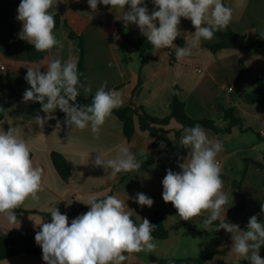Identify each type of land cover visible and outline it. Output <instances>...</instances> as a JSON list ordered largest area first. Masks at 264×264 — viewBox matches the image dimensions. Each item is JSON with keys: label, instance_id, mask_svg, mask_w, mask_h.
<instances>
[{"label": "crops", "instance_id": "crops-1", "mask_svg": "<svg viewBox=\"0 0 264 264\" xmlns=\"http://www.w3.org/2000/svg\"><path fill=\"white\" fill-rule=\"evenodd\" d=\"M21 0H0V110H4L0 120V131L9 127L19 131L20 137L30 146V158L34 165L44 170L40 200L27 199L15 210H25L16 224H11L0 214V235L7 234L17 241L18 254L0 261V264H45L42 249L35 242L36 224L50 223L53 207L66 214L71 220L89 211V195L98 199L112 195L124 201L125 208L132 212L131 219L136 225L155 212L161 213L169 235L166 239H154L153 252L124 253L128 259L123 264H163L170 259H199L210 257L203 264H250V261L231 251L232 234L223 231L204 230L203 220L208 212L189 221L180 219L171 202L162 198V180L167 170L182 171L189 149L180 143L184 135L181 124L175 120L164 128L165 132L152 137L142 132L138 125L131 139H127L123 124L115 116L108 117L101 127L99 139L94 138L90 125L84 130L69 128L63 122L65 114L56 109L53 115L60 121L49 120L40 129L35 116H44L39 102H24L23 95L30 85L25 80L27 67H41L53 59L66 62L69 58L80 59L79 43L84 45V64L82 83L90 84L92 92L82 98L86 103L96 90L107 81L106 90L121 92L123 106L131 104L135 110H143L154 118H167L171 114L170 104L177 98L185 106L187 115L193 120H208L224 128L227 123L223 117L231 111L239 124L230 132L216 133L205 129L212 140H219L223 150L216 159L221 162L223 191L229 195L225 205L226 222L234 220L241 231L247 230L249 219L256 215L258 222L264 224V170L255 163L264 162V104H248L247 94L254 93L264 86V46L245 48L256 41H264V0H222L232 10V19L227 28L241 36L240 45L244 48L227 47L215 52L211 46L221 39L214 33L212 40H202L199 48L192 49V55L177 61L175 47L156 49L153 46L144 55L125 42L146 39L137 25L125 24L119 19L124 9H113L99 4L93 12L87 0H53L50 14L59 17L54 35L62 46L54 47L47 56L38 62L29 56L32 45L20 37L22 22L17 19V9ZM149 14L154 8L152 0H145ZM143 6V5H142ZM157 26L158 21H157ZM179 28L182 35L173 42L176 47H187L195 28L191 21L181 18ZM70 33L76 37L71 38ZM112 41H109V40ZM121 73L123 75L121 76ZM140 82V84H139ZM9 86V88L7 87ZM229 88H233L229 91ZM134 116L133 113H130ZM179 132V135L176 134ZM163 141L165 147L161 148ZM153 144L155 147H153ZM126 145L135 154L137 161L145 163L153 152H157L154 163L129 174L121 172L113 178L103 166H95L97 153H104L105 159L114 158L117 146ZM61 154L71 171L67 182L55 169L51 154ZM239 160L241 168L234 162ZM137 193H144L153 199L151 208L135 202ZM242 196L244 201L241 207ZM129 197V198H128ZM223 215V213H222ZM30 218V219H29ZM20 221V224H19ZM36 223V224H35ZM219 223L215 221L212 229ZM186 225L195 227L188 228ZM26 234L37 247V255L26 253L30 243ZM264 245L259 255L264 259Z\"/></svg>", "mask_w": 264, "mask_h": 264}, {"label": "clouds", "instance_id": "clouds-1", "mask_svg": "<svg viewBox=\"0 0 264 264\" xmlns=\"http://www.w3.org/2000/svg\"><path fill=\"white\" fill-rule=\"evenodd\" d=\"M87 3L93 12L99 4L111 6L110 11L130 5L119 19L125 24L137 25L154 48L175 47L177 61L191 56L192 49L199 48L202 40H212L214 33L225 30L232 19V10L222 0H152L151 14L145 0H87ZM52 5L53 0H21L17 9V19L22 22L20 37L34 45L37 52H50L54 47L62 46L54 35L56 21L49 12ZM181 18L190 20L195 28L187 47H176L173 43L182 35ZM82 75L77 61L72 58L63 63L53 59L44 72L41 67H27L25 80L30 88L23 93V101L41 104L45 115L34 118L40 129L52 119H56V127H60L59 119L53 115L59 109L65 114L63 123L70 129L84 130L90 125L94 138L99 139L106 119L114 109L122 107L124 101L121 92L106 90L105 81L96 90L90 105L75 103L80 89L85 96L92 92L90 84L81 82ZM180 143L189 152L186 158H181L183 163H179L182 171L167 170L162 180L163 201L171 202L184 221L208 212L201 229H223L231 233L232 252L250 264H264L259 255V249L264 245V224L258 222L257 216L249 219L245 231L237 224L226 222L228 208L225 209V205L229 195L223 191L221 165L216 159L223 150L222 142L210 139L197 123L184 129ZM160 147H165L163 141ZM117 149L116 156L111 159H105L104 153H97L95 166H103L113 178L121 172H136L141 168L142 162L137 161L128 146L118 145ZM30 151L29 142L20 137L17 129L9 127L7 131H0V214L11 224L18 222L14 210L29 198L38 202V193L44 190V170L34 165ZM135 202L149 208L154 203L144 193H137ZM83 203L89 206V211L72 219L70 224L68 216L56 206L50 210V223H35L40 228L35 242L42 249L45 264H123L128 259L124 253L156 249L152 236L156 225L147 218L136 225L130 218L132 212L126 210L121 199L112 195L98 199L92 194ZM261 212L264 213V204H261ZM215 221L219 223L212 229Z\"/></svg>", "mask_w": 264, "mask_h": 264}, {"label": "trees", "instance_id": "trees-1", "mask_svg": "<svg viewBox=\"0 0 264 264\" xmlns=\"http://www.w3.org/2000/svg\"><path fill=\"white\" fill-rule=\"evenodd\" d=\"M56 21V27L59 24V17L54 16ZM55 27V28H56ZM220 39L221 42L219 44H216L214 46H211V50L213 52L227 47H237V48H244L240 45L239 41L241 39V36L238 34H235L232 30L228 29L225 33L216 32L215 33ZM71 38H75L76 36L73 33H70ZM80 43V59L78 62V71L80 73H83V64H84V45H83V39L79 37ZM124 40L126 43L137 49L141 55H144V53L152 47V45L147 41L146 39H141L137 42H132L128 38L124 37ZM109 41H112L111 39ZM264 46V41H256L250 44L249 46L245 48L250 47H259ZM244 48V49H245ZM48 52H37L35 51L34 45H31L29 47V56L32 61L38 62L43 60L47 56ZM81 82L83 80V75L80 77ZM140 84V82H139ZM9 88V86H7ZM81 93V89H80ZM20 95H23L21 93ZM93 97L90 98L89 103H86L85 100L82 98V95L78 96L77 101L75 103L81 104V105H90ZM245 101L248 104H254V103H262L264 104V86L261 85L258 87V89L251 94H247L245 97ZM170 110L171 114L167 118L159 119L154 118L144 112L143 110H135L132 106V104L129 107H120L118 109L113 110V115H115L123 124V131L126 136V138L129 140L132 138V136L135 133L136 127L138 125L139 129L142 132H148L152 137L157 136L160 133H164V128L170 123L171 120L177 121L179 124L182 125L183 128L192 127L195 126V124L199 123L204 129H210L216 133L219 132H230L231 128L235 125H238V119L235 118L232 115L231 111L225 112V115L223 117L224 121L227 123V125L224 128H221L217 126L214 122L208 121V120H193L191 119L186 111L185 106L182 102H180L177 98H173L171 104H170ZM4 110H0V120L3 117ZM130 113H133L131 115ZM177 135H179V132H176ZM153 147L155 145L153 144ZM157 156V152H153L148 160L141 165V168H144L148 165H151L154 163L155 158ZM51 159L53 162V165L55 169L57 170L59 176L63 179V181L67 182L71 176V171L69 169V166L65 160V158L56 152H53L51 154ZM259 168L264 170V162L263 163H255ZM128 172L127 174H129ZM244 201L242 196V202L241 207L239 209H243ZM15 214L17 216V221L21 218V215L23 213H29L25 210H14ZM60 211V210H59ZM62 214L63 212L60 211ZM44 217H51L50 213L43 214ZM151 224L156 225L155 229L152 232V236L155 239H166L169 235L167 229L164 226L163 223V217L161 213L155 212L151 214L147 218ZM229 223L235 224L234 220L227 221ZM188 228L195 229V227L186 225ZM223 229L220 230V236L223 237ZM26 237L30 243V246L28 247L26 253L28 255H37V247L33 243L32 239L29 237V235L26 234ZM264 250V248H263ZM18 254V248H17V241L11 237L10 235L3 234L0 235V261H3L5 259L11 258ZM210 257H204L199 259H182V260H176V259H170L167 261H161L163 264H203L207 260H209Z\"/></svg>", "mask_w": 264, "mask_h": 264}, {"label": "built area", "instance_id": "built-area-1", "mask_svg": "<svg viewBox=\"0 0 264 264\" xmlns=\"http://www.w3.org/2000/svg\"><path fill=\"white\" fill-rule=\"evenodd\" d=\"M5 70V67L3 66V65H0V71H4ZM233 90V88H229V91H232ZM262 135H264V132H262ZM219 163H220V165H221V169H222V164H221V162L220 161H218Z\"/></svg>", "mask_w": 264, "mask_h": 264}, {"label": "water", "instance_id": "water-1", "mask_svg": "<svg viewBox=\"0 0 264 264\" xmlns=\"http://www.w3.org/2000/svg\"><path fill=\"white\" fill-rule=\"evenodd\" d=\"M234 162L238 165L239 168H241V164H242V163H241L239 160L234 159Z\"/></svg>", "mask_w": 264, "mask_h": 264}]
</instances>
